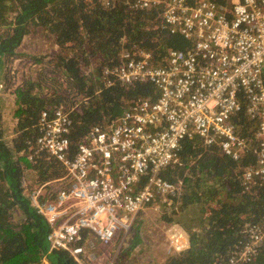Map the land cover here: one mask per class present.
<instances>
[{"label":"trees","instance_id":"1","mask_svg":"<svg viewBox=\"0 0 264 264\" xmlns=\"http://www.w3.org/2000/svg\"><path fill=\"white\" fill-rule=\"evenodd\" d=\"M209 1L227 4V0ZM162 8L139 10L129 0H0V85L4 83L0 89L9 90L6 99L11 95L17 106L14 135L6 141L0 109V264H42L43 258L49 264H77L66 252L48 253L50 227L33 207V192L65 176L63 163L44 152L35 154L40 117L57 109L68 114L71 159L80 144L89 142L93 129L109 128L142 99L154 101L158 90L151 83L120 84L106 71L121 66L122 53L147 51L150 63L161 65L170 51L191 48V41L162 23ZM34 35L43 36L51 50L39 56L22 53L23 41ZM16 58L38 69L14 89L9 81H14L10 70ZM233 123L236 134L247 138L254 149V122L243 108ZM254 163L249 151L233 160L217 146H204L196 136L181 141L176 161L160 174L179 188L168 195L169 203L157 197L153 205L159 206L164 223L184 230L189 248L167 253L159 264L227 263L245 240V225L264 221V181L255 176L244 182V171ZM147 181L141 178L132 192ZM138 228L109 248L91 241L95 253L106 257V264H127L123 257L129 250L139 245L138 252H145ZM91 238L84 231L81 242ZM247 264H264V243Z\"/></svg>","mask_w":264,"mask_h":264},{"label":"built area","instance_id":"2","mask_svg":"<svg viewBox=\"0 0 264 264\" xmlns=\"http://www.w3.org/2000/svg\"><path fill=\"white\" fill-rule=\"evenodd\" d=\"M129 1L145 11L163 5L162 23L192 44L187 51H170L161 65L151 64L147 51L122 53L121 66L106 74L124 85L149 82L157 98L142 99L107 129H93L71 159L68 114L57 109L41 115L35 154L63 163L65 176L33 192V207L50 227L48 253L66 252L77 264L98 258L91 241L103 248L121 244L143 220L150 221L159 210L155 198L169 203L179 184L160 174L176 161L185 138L196 136L233 160L252 152L255 163L244 171V182L255 176L264 181V0H227L225 6L209 0ZM242 108L254 122V149L235 132L233 118ZM144 177L147 183L132 192ZM170 228L167 253L187 250L184 230ZM84 231L92 238L81 242ZM243 233L245 240L226 264L252 260L264 243V221L245 225Z\"/></svg>","mask_w":264,"mask_h":264},{"label":"rangeland","instance_id":"3","mask_svg":"<svg viewBox=\"0 0 264 264\" xmlns=\"http://www.w3.org/2000/svg\"><path fill=\"white\" fill-rule=\"evenodd\" d=\"M50 50V45L41 35L26 37L21 47L22 53L32 56H39ZM37 69V65L32 64L29 61L27 62L25 59L16 58L10 70L12 72L11 75L13 76L12 79H14L13 82L12 80L9 81L11 83V87L15 89L16 85H19V83L22 81L26 80L27 78L34 77ZM3 84L4 83L2 82L0 87L4 89ZM2 88L0 89V103L3 100L2 108L7 106V109L2 111L5 118L2 119L1 130L2 139L6 141L11 139L14 135L11 134V129L13 128L11 127V122L8 119L11 114L13 104L9 99L6 100L7 95H5L6 93H4ZM8 92L10 91L8 90ZM151 215L153 216L151 217L150 221L144 222L145 220H143L138 225L141 230V234L144 236L143 246H145V252H138V249H140L139 245L134 247L133 250H129L127 255L123 257V259H126L127 264H143V261L146 262V264H150L151 261L159 264L161 258L164 257V255H167L169 250L168 238L172 236L173 230L171 228L168 229V226H166V224L162 221V212L160 209L158 211L152 212ZM16 216H18V213L17 215L15 214L14 217ZM147 243L149 246H146ZM124 251H126V249ZM105 261L106 257H98L97 259L93 260L92 264H106Z\"/></svg>","mask_w":264,"mask_h":264},{"label":"crops","instance_id":"4","mask_svg":"<svg viewBox=\"0 0 264 264\" xmlns=\"http://www.w3.org/2000/svg\"><path fill=\"white\" fill-rule=\"evenodd\" d=\"M4 93H6L5 95H7L8 96V90L6 91V92H4ZM9 97L10 98H7L6 100H10L11 102H12V104H13V106H12V109H11V114H10V116H9V120H10V122H11V127L13 128V129H11V134L13 133V130H14V127H15V119H14V111H15V109H16V101L14 100V98L11 96V95H9ZM2 105H3V100L1 101V103H0V109H1V114H2V119H4L5 117H4V114L2 113V111H5L6 109H7V106H4L3 108H2ZM1 122H2V120H1ZM1 125H2V123H1ZM170 225H173V224H170ZM170 225H168V226H170ZM173 226H176V227H178V228H180L179 226H177V225H173ZM136 228H138V227H136ZM140 228H138V232H139V235H140V239L144 242V236L141 234V230H139ZM182 229V228H181ZM183 230V229H182ZM44 262V261H43ZM144 262V261H143ZM42 264H49L48 262H46L45 261V263H42Z\"/></svg>","mask_w":264,"mask_h":264}]
</instances>
